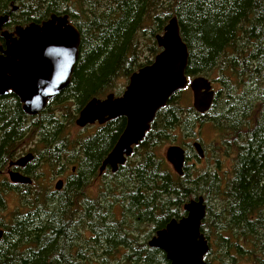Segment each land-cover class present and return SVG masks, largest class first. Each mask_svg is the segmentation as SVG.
Listing matches in <instances>:
<instances>
[{
	"label": "trees",
	"instance_id": "trees-1",
	"mask_svg": "<svg viewBox=\"0 0 264 264\" xmlns=\"http://www.w3.org/2000/svg\"><path fill=\"white\" fill-rule=\"evenodd\" d=\"M13 1L0 0V16ZM19 8L18 23L69 15L81 42L70 85L40 113L28 115L0 97L1 171L26 145L34 158L18 170L34 184L43 168L50 169L51 181L70 170L61 190L3 179L0 213L5 193H18L22 204L0 222V264H170L148 240L200 195L207 204L201 225L211 241L207 255L215 251L223 264H264V0H25ZM173 15L189 50L187 75L212 81L213 104L198 113L189 86L178 91L126 163L115 173L100 172L127 119L73 138L70 128L91 98L121 95V79L153 62L142 61L141 39L148 35L156 56L155 37ZM206 122L233 155L231 170L201 169L188 162L186 149L184 174L178 175L157 147L189 144ZM102 175L107 178L93 197L89 188Z\"/></svg>",
	"mask_w": 264,
	"mask_h": 264
},
{
	"label": "water",
	"instance_id": "water-1",
	"mask_svg": "<svg viewBox=\"0 0 264 264\" xmlns=\"http://www.w3.org/2000/svg\"><path fill=\"white\" fill-rule=\"evenodd\" d=\"M16 9V8H15ZM8 21V15L0 17V30ZM5 48L0 46V95L12 92L18 96L24 112L34 116L40 113L50 100L67 88L73 77L79 58L81 36L69 15L52 14L41 23L18 25L13 32L3 30ZM160 52L153 62L135 71L121 95L113 92L104 98L93 97L79 112L76 125L106 122L125 117L127 124L117 142L107 154L100 172L109 167L113 173L124 165L150 130L157 112L166 107L169 99L189 86L193 93V107L201 114L209 111L215 98L210 79L187 75L189 50L182 38L177 15L171 16L162 33L155 37ZM199 158L205 157L199 140L193 143ZM34 158L29 152L9 162L8 176L11 182L32 184L30 176L13 167H24ZM165 158L178 175L184 174L186 148L170 145ZM75 168L73 167V171ZM3 171H1V174ZM63 179L55 184L61 190ZM185 215L171 219L148 240L152 248L162 250L170 264H208L205 257L210 252L208 238L201 231L207 214L203 195L184 204ZM0 229V239L3 236Z\"/></svg>",
	"mask_w": 264,
	"mask_h": 264
},
{
	"label": "rangeland",
	"instance_id": "rangeland-1",
	"mask_svg": "<svg viewBox=\"0 0 264 264\" xmlns=\"http://www.w3.org/2000/svg\"><path fill=\"white\" fill-rule=\"evenodd\" d=\"M142 43V61H145L146 59H154L155 56H152L151 52L148 50L147 44L151 43V40L148 38V35L143 36L141 39ZM129 80L121 79V81L118 84V87L122 88V93L125 90ZM191 90V89H190ZM113 93H116L114 91ZM121 93V94H122ZM117 96V95H116ZM104 98V97H103ZM190 103H193V93L191 91L190 94ZM79 115V114H78ZM99 126V123H95L92 125H88L84 128H81L79 126L75 125L70 128V137L73 138L79 134H82V132L87 133L88 131H91L94 127ZM91 127V128H89ZM199 128V129H198ZM222 134L214 127V125L211 122H206L205 124L197 127L194 136L191 137L188 142L189 144H186L184 147L186 149H190V153L192 158L188 161L189 163L193 162L194 164H197L201 169H216L219 171H229L231 170L232 164H233V155L231 153H228L227 150H223V139H221ZM195 140H199L201 144L203 145V148L206 153L205 159H198L196 157V151L193 148L192 143ZM221 142V143H220ZM172 145L171 143H164L157 147V151L159 154H161L165 158L166 151L168 147ZM180 145V144H177ZM25 151L22 155L17 157L16 159L20 158L23 155H26L27 153L31 152L30 147L26 145ZM32 153V152H31ZM14 159V160H16ZM75 172V171H74ZM42 177L38 176L36 183L34 184V181L31 185H33L35 188L38 185H41V187H50L51 189H55V184L59 179H63L66 182L67 177L70 176V170L56 174L53 178V180H50L51 171L48 168H43L42 171H40V174H42ZM29 176V175H28ZM9 179L8 172H7V166L4 169L3 174L1 175V183L3 179ZM107 177L106 175L100 176L98 179H95L93 184V187L89 188V192L93 197H96L98 195V186L101 185L102 181L105 180ZM10 180V179H9ZM5 199H6V208L0 213V222H7L10 220L12 213L16 208H20L22 204V199L18 193L15 192H8L5 193ZM208 256V259H211L210 264H223L220 262L216 257L217 253L215 251L211 252ZM239 264H252V261L246 262L241 260Z\"/></svg>",
	"mask_w": 264,
	"mask_h": 264
},
{
	"label": "flooded vegetation",
	"instance_id": "flooded-vegetation-1",
	"mask_svg": "<svg viewBox=\"0 0 264 264\" xmlns=\"http://www.w3.org/2000/svg\"><path fill=\"white\" fill-rule=\"evenodd\" d=\"M21 1H25V0H16L15 2L13 1L12 3H10V8L8 10V12L5 14V15H8V21L4 24L3 28H2V31L3 30H7L9 32H13L15 27L18 26V25H22V26H26L28 25L29 23H18V22H15L18 21V17L19 16H16V13L19 11V6H20V2ZM16 8V9H15ZM3 16V15H2ZM1 17V16H0ZM15 19V20H14ZM32 22H35V21H32ZM43 22V21H42ZM36 23H41V22H36ZM0 30V46H4L5 48V39L1 36V32ZM1 98H4V97H8V98H11L13 101H15L19 106H22V103L20 101V99L18 98V96L14 93H7V94H4V95H0ZM203 146V145H202ZM205 151V150H204ZM196 157L200 160V159H205L206 158V153H205V157L204 158H199L196 154ZM26 167V166H24ZM109 167H107L105 170H107ZM10 168L8 167L7 168V172ZM12 169H16L18 170L19 167H13ZM20 169H23V167H21ZM73 170V169H72ZM19 171V170H18ZM75 171V170H74ZM4 172V171H3ZM21 172V171H20ZM3 174V173H2ZM1 124H0V193H1ZM64 181V180H63ZM65 182V181H64ZM186 214V213H185ZM1 229V227H0ZM209 240V239H208ZM211 241H209L210 243ZM211 244V243H210ZM211 247V246H210Z\"/></svg>",
	"mask_w": 264,
	"mask_h": 264
}]
</instances>
